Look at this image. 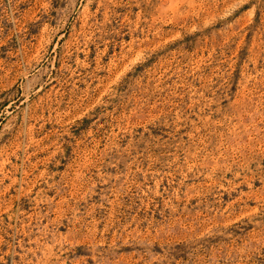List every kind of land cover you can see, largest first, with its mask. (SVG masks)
Listing matches in <instances>:
<instances>
[{"label":"rangeland","instance_id":"1","mask_svg":"<svg viewBox=\"0 0 264 264\" xmlns=\"http://www.w3.org/2000/svg\"><path fill=\"white\" fill-rule=\"evenodd\" d=\"M0 264H264V0H0Z\"/></svg>","mask_w":264,"mask_h":264}]
</instances>
